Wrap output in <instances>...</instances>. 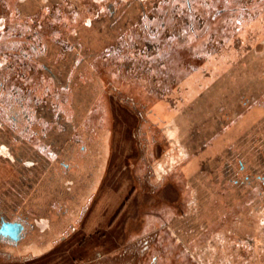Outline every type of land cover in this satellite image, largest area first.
Returning a JSON list of instances; mask_svg holds the SVG:
<instances>
[{"label":"rangeland","instance_id":"rangeland-1","mask_svg":"<svg viewBox=\"0 0 264 264\" xmlns=\"http://www.w3.org/2000/svg\"><path fill=\"white\" fill-rule=\"evenodd\" d=\"M41 1L0 0L2 25L50 29L53 24L46 10L39 7ZM67 1L75 4L83 0ZM220 1L210 9L209 18L217 9L218 13L220 9L225 11L215 19L222 29L192 31L190 51L170 53L173 56L168 59L170 65L163 74L172 83L171 86L167 82L171 86L169 91L188 86L183 81L190 78L194 81L192 77L203 74L204 69L208 74L214 62L213 47L220 42L230 43L236 49L243 45L251 51L250 56L255 60L250 62H256L257 71L249 79H255V85L264 81V31H255L244 41L239 39L240 34L246 33L243 31L246 23L236 24L230 19L229 6L234 0ZM247 2L242 5V11L258 14L262 21L264 0ZM79 8L81 15L76 23L67 12L68 4H63L65 13L59 26L62 41L67 39L72 43L78 37L85 44L93 31L98 37L90 41L99 44L95 48L98 49L105 44L104 31H96L95 24L88 31L84 24L86 17ZM212 21L207 20L205 27L211 26ZM73 29L80 30L75 31L76 37L71 33ZM44 32L43 38L53 37V31ZM203 41L206 53L198 48ZM101 84L108 119L105 162L97 172L94 189L82 197L78 220L67 224L63 240L33 252L14 253L0 247V264H264V231L258 217L251 216L253 205H250L251 198H259L258 193L263 190L261 181L256 180L260 173L252 171L254 167H264V94L255 95L251 101L249 93L244 91L236 95L230 106L207 99L206 108L204 104L197 107V98H185L183 102L172 94L170 98L178 107L174 109L106 76ZM191 85L194 90L198 88L193 82ZM188 105L191 110H185L182 115L178 109ZM249 113H254L251 121L246 119ZM201 119L205 121L201 123ZM241 121H245L243 129L233 130ZM194 136L196 142H204V152L210 151L213 141H217V152L210 153L212 159L205 161L206 153L196 156L199 148L189 141ZM235 145L247 149L241 153ZM225 163L230 165L237 182L224 179ZM245 176L250 182L245 183ZM9 179L18 183V174L0 165V202L6 201ZM235 221L247 231L240 226L232 229ZM252 225L256 228L253 235ZM245 235L254 236L252 247L244 241Z\"/></svg>","mask_w":264,"mask_h":264},{"label":"flooded vegetation","instance_id":"flooded-vegetation-1","mask_svg":"<svg viewBox=\"0 0 264 264\" xmlns=\"http://www.w3.org/2000/svg\"><path fill=\"white\" fill-rule=\"evenodd\" d=\"M234 1L229 6L230 19L236 24L246 23V28L243 27L246 33L240 34L239 39L244 41L255 31H264V19L260 21L258 14L242 11V5L248 0ZM41 2L39 7L46 10L53 24L50 29L34 30L30 25L5 28L0 15V165L15 171L19 178L18 183L9 179L6 201L0 202V247L14 253L16 250L33 252L63 240L67 224L78 220L82 197L94 189L97 172L105 162L108 134L103 76L117 84L137 88L140 95L145 93L174 109L178 107L170 98L172 94L182 96L174 99H183V102L197 98V107L204 104L203 108L207 99L230 106L236 95L244 91L249 93L251 101L255 95L264 94V81L257 82L256 87L255 79H249L257 71L256 62H250L255 60L251 51L243 45L236 49L223 42L211 45L215 49L214 62L208 74L204 69L203 74L192 77L194 81L191 78L183 81L188 86H178L177 92L168 90L172 83L163 74L170 65L168 59L175 55L174 50L176 53L181 49L190 51L192 31L222 29L215 19L225 11L220 9L218 13L217 9L209 18L210 9L217 7L220 0ZM63 4H68L67 12L76 23L80 20L81 7L88 31L95 24L96 31H104L105 44L95 49L100 45L90 41L98 37L93 31L89 32L87 43H82L85 41L76 37L75 31L79 29L71 30L77 40L62 41L59 26L65 13ZM207 20L215 23L212 21L211 26L205 27ZM255 20L259 23L255 24ZM44 31H53L54 38L45 39L47 35L43 38ZM198 48L206 53V42L199 43ZM192 82L198 85L197 89L194 90ZM185 110H191L189 105L178 109L182 115ZM253 114L249 113L246 119L253 120L250 117ZM204 121L201 119V123ZM242 125L245 126V121L235 124L233 130L243 129ZM196 139V136L189 138L199 148L196 156L206 153L205 161L212 159L210 153L217 152V141H213L210 151L204 152V142ZM235 146L241 153L247 149ZM226 170L224 179L237 182L229 164ZM252 172L260 173L256 180L261 181L263 190L258 193L259 198H251L253 214L250 213L258 217L264 231V167H254ZM245 179V183L250 182L248 176ZM236 223L232 229L240 226ZM251 230L252 235L256 233L254 225ZM253 238L245 235L244 241L252 247Z\"/></svg>","mask_w":264,"mask_h":264},{"label":"bare ground","instance_id":"bare-ground-1","mask_svg":"<svg viewBox=\"0 0 264 264\" xmlns=\"http://www.w3.org/2000/svg\"><path fill=\"white\" fill-rule=\"evenodd\" d=\"M173 129H176V128H173ZM177 129H178V128H177ZM175 133H177V132H175ZM166 138H167V137H166ZM175 138H176V137H175ZM175 143H176V142H175ZM179 145H180V144H179ZM176 146H177V145H176ZM176 146H175V147H176ZM179 149H180V148H179ZM180 152H181V151H180ZM173 153H174V152H173ZM179 154H180V153H179ZM171 157H172V156H171ZM169 158H170V157H169ZM182 158H183V156H182ZM183 159H184V158H183ZM191 160H192V159H191ZM170 164H171V163H170ZM164 165H165V164H164ZM182 166H183V165H182ZM179 167H180V166H179ZM162 168H163V167H162ZM164 170H165V169H164ZM164 170H162V171H164ZM158 171H160V170H158ZM167 172H168V171H167ZM179 172H180V171H179ZM163 173H164V172H163ZM191 173H193V172H191ZM189 174H190V173H189ZM169 175H170V174H169ZM177 175H178V174H177ZM172 176H173V175H172ZM181 176H182V175H181ZM188 176H189V175H188ZM188 176H187V177H188ZM185 178H186V177H185ZM182 179H183V178H182ZM185 180H186V179H185ZM185 180H184V181H185ZM173 181H174V180H173ZM186 181H187V180H186ZM186 181H185V182H186ZM187 182H188V181H187ZM178 183H179V181H178ZM180 184H181V182H180ZM183 185H184V184H183ZM186 185H187V184H186ZM192 187L194 188V186H192ZM197 187H198V186H197ZM197 187H196V188H197ZM192 191H193V190H192ZM189 192H190V191H189ZM192 194H193V193H192ZM192 196H193V195H192ZM190 198H191V197H190ZM173 249H174V248H173ZM181 264H182V263H181Z\"/></svg>","mask_w":264,"mask_h":264}]
</instances>
